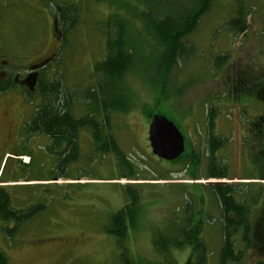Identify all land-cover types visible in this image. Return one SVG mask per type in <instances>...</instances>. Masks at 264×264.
<instances>
[{
  "label": "rangeland",
  "instance_id": "1",
  "mask_svg": "<svg viewBox=\"0 0 264 264\" xmlns=\"http://www.w3.org/2000/svg\"><path fill=\"white\" fill-rule=\"evenodd\" d=\"M73 1L81 9L80 24L60 55V31L44 2L2 0L0 53L8 50V63L24 70L54 61V77L73 92L75 114L84 116L85 92L99 84L93 71L105 57L102 24L112 9L96 0ZM240 14L248 31L236 35L230 23ZM184 42L194 52L172 71L166 94L154 84L152 72H131L126 85L136 105L112 117V133L140 178H122L124 171L113 155L95 156L89 131L79 137L80 159L67 168L49 152V138L24 136L18 143L20 127L37 101L27 104L15 92L0 97V169L7 163L4 174L0 172V189L9 191L14 209L43 207L13 239L0 229V250L9 264H188L191 247L169 255L160 249L175 240L174 223L186 219V203L192 204L197 237L207 248L206 264H219L222 214L213 194L219 184H210L214 182L258 197L250 204L256 246L242 264L264 260V144L254 135L257 119L264 116V0H214ZM211 109L218 111L216 135L226 141L215 154L216 166L224 167L229 178L225 180L208 177ZM155 115L167 117L185 138L184 157L177 162L152 152L148 131ZM192 152L199 154V167ZM30 157L32 167L25 169ZM126 186L141 193V212L119 248L108 230L128 202Z\"/></svg>",
  "mask_w": 264,
  "mask_h": 264
},
{
  "label": "trees",
  "instance_id": "2",
  "mask_svg": "<svg viewBox=\"0 0 264 264\" xmlns=\"http://www.w3.org/2000/svg\"><path fill=\"white\" fill-rule=\"evenodd\" d=\"M96 1L109 5L112 13L102 24L105 57L95 65L93 71V77L99 79V84L85 92L83 106L87 114L84 116L75 114L74 94L54 77V71L51 70L54 68L53 61L48 66L42 65L43 69L40 71L34 92L24 89L29 104L32 105L37 101L31 118L25 126L24 136L28 140L37 136L49 138L53 144L49 152L59 156L60 164L67 168L72 160L77 162L80 159L79 137L85 131H89L95 156L113 155L119 168L124 171L122 178H140L141 173L137 172L134 163L123 153L112 133L113 114L126 113L136 105L126 85L127 77L134 71L152 72L154 84L160 90L164 89L162 92L166 94V84L172 71L194 52V47H187L184 41L196 30L214 0ZM43 2L50 9L60 31V55H62L68 47V36L76 31L80 24L81 9L73 0H43ZM230 29L236 35H241L248 31V24L240 14L237 20L231 21ZM2 52L7 53L8 50ZM121 98L123 101H120ZM217 112L211 109L207 122V151L211 156L209 165L211 172L208 177L225 180L229 178L224 167L219 168L215 164L216 152L226 146V141L216 135L214 120ZM257 121L258 130L254 135L264 144V131L261 129L264 117H259ZM192 156L199 167V154L192 152ZM33 162L34 159L30 157V163L23 167L29 169ZM6 167L7 163L1 167L2 175ZM239 188L232 184L213 186V194L222 214L223 243L219 264H242L247 260L249 251L256 246L250 204L257 203L258 197L254 195L250 197L254 193ZM124 189L128 202L112 217V228L108 230V233L116 239L119 248H124V242L129 236L128 232L130 228H135V222L141 212V193L132 186H126ZM191 205L186 203L189 216L187 214L183 221L180 219L175 221V240H168L166 246L160 247L161 253L169 255L172 251L191 247L192 261L188 264H206L207 248L197 237L198 226L190 214ZM42 212L43 207L40 205L28 206L24 211L14 209L9 191L0 189V221L3 222V227L0 229L7 232L8 238L13 239L24 225L35 220ZM11 223H14L12 229L8 228ZM0 264H9L8 258L1 250ZM251 264H264V260L254 261Z\"/></svg>",
  "mask_w": 264,
  "mask_h": 264
},
{
  "label": "flooded vegetation",
  "instance_id": "3",
  "mask_svg": "<svg viewBox=\"0 0 264 264\" xmlns=\"http://www.w3.org/2000/svg\"><path fill=\"white\" fill-rule=\"evenodd\" d=\"M39 1L43 2V0H39ZM0 50H1V47H0ZM5 57L6 56L4 55V52L0 53V97L3 95L9 94V93L15 92V93L20 94L22 100L26 101V103L29 104L28 98H27L28 95L24 93V89H26V91L28 92L35 91V88L38 84V79L40 77V71L43 69L42 65L33 67L29 70H26V69L24 70V66H20L17 63H12V64L8 63ZM51 62L46 63V66H48L49 63ZM18 67L20 68L23 67V69H18ZM16 69L20 71H15ZM7 85L10 87L9 88L6 87ZM30 118L27 119L25 124L23 122L22 126L20 127V130L18 132V136H19L18 143L24 140L25 126L30 120ZM261 129L264 131V123L262 124ZM0 224H2L0 225V228L3 227V222L0 221ZM13 224L14 223H11V225Z\"/></svg>",
  "mask_w": 264,
  "mask_h": 264
},
{
  "label": "water",
  "instance_id": "4",
  "mask_svg": "<svg viewBox=\"0 0 264 264\" xmlns=\"http://www.w3.org/2000/svg\"><path fill=\"white\" fill-rule=\"evenodd\" d=\"M149 142L153 154L161 160L173 162L185 153V138L178 127L167 117L153 116L149 124ZM210 184H224L214 182Z\"/></svg>",
  "mask_w": 264,
  "mask_h": 264
},
{
  "label": "bare ground",
  "instance_id": "5",
  "mask_svg": "<svg viewBox=\"0 0 264 264\" xmlns=\"http://www.w3.org/2000/svg\"><path fill=\"white\" fill-rule=\"evenodd\" d=\"M213 182V181H212Z\"/></svg>",
  "mask_w": 264,
  "mask_h": 264
}]
</instances>
